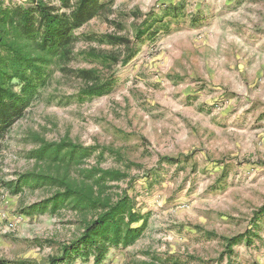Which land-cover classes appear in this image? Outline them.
<instances>
[{
  "label": "rangeland",
  "instance_id": "1",
  "mask_svg": "<svg viewBox=\"0 0 264 264\" xmlns=\"http://www.w3.org/2000/svg\"><path fill=\"white\" fill-rule=\"evenodd\" d=\"M106 2L0 142V264H49L95 217L66 202L54 209V186L13 192L28 174L48 173L50 163L32 157L41 142L63 140L90 150L72 164L74 178L122 172L103 194L128 196L147 216L142 237L104 264H264V0ZM106 34L130 44L88 39ZM108 82L101 96H79ZM239 235L228 257L225 239Z\"/></svg>",
  "mask_w": 264,
  "mask_h": 264
},
{
  "label": "trees",
  "instance_id": "2",
  "mask_svg": "<svg viewBox=\"0 0 264 264\" xmlns=\"http://www.w3.org/2000/svg\"><path fill=\"white\" fill-rule=\"evenodd\" d=\"M32 2L30 7L0 6V142L39 98L40 89L51 78L52 65L73 58L78 41L75 32L109 10L106 0H60L59 7L46 0ZM140 33L143 32L138 36ZM88 39L113 46L130 44L128 38L113 34ZM79 75L88 81L91 79L90 72L81 71ZM111 87V82L88 86L79 96L91 99L105 94ZM89 153V148L67 140L43 141L32 157L38 162L50 163L48 173H30L14 186V193L32 181L36 186H54L59 189L52 201L54 209L66 202L72 209L95 213V217L85 223L81 236L63 246L60 258L50 257L49 264H73L79 257H93L94 264H104L112 249L127 248L144 233L147 216L135 210L130 197L121 196L114 201L103 194L107 183L122 181L125 174L93 168L82 170L81 179L71 175L72 164L78 165ZM55 168L62 172L52 174ZM263 212L264 208L259 213ZM244 238L239 235L225 239L228 257Z\"/></svg>",
  "mask_w": 264,
  "mask_h": 264
},
{
  "label": "crops",
  "instance_id": "3",
  "mask_svg": "<svg viewBox=\"0 0 264 264\" xmlns=\"http://www.w3.org/2000/svg\"><path fill=\"white\" fill-rule=\"evenodd\" d=\"M7 3V2H6ZM2 264V263H1ZM6 264H11L10 262L6 263Z\"/></svg>",
  "mask_w": 264,
  "mask_h": 264
}]
</instances>
